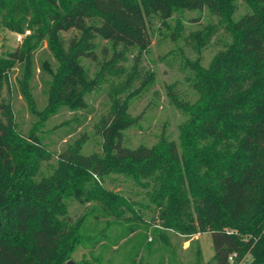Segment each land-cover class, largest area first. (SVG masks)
<instances>
[{
    "label": "trees",
    "instance_id": "obj_1",
    "mask_svg": "<svg viewBox=\"0 0 264 264\" xmlns=\"http://www.w3.org/2000/svg\"><path fill=\"white\" fill-rule=\"evenodd\" d=\"M248 1L251 11L231 22L233 41L207 68L193 66L198 96L184 105L187 118L180 141L162 136L153 146H124L122 135L129 120L124 107L115 102L111 118L100 127V152L83 154L77 141L59 154L50 175L36 179L35 171L16 157L22 137L12 113L4 108L5 122L0 121V264H56L61 247L89 239L82 220L77 225L70 221L64 199L98 203L103 216L118 214V206H129L128 202L101 183L113 174L136 182L153 181L150 198L160 209L159 221L184 233L197 227L207 231L213 264H230L228 257L234 252L236 262L248 252L252 255L249 264H264V0ZM220 3L0 0V25L23 32L24 23L15 14L26 12L31 15L26 23L33 32L30 42L71 28L80 32L67 49L59 48V73H52L46 60L41 70L53 78L48 85V109L82 110L87 107V94L97 87L96 79H88L79 63L80 56L91 51L92 37L145 50L151 42L146 14L167 19L175 8L216 9ZM93 14L101 17L100 23L87 25ZM29 41L13 54L26 63L34 60ZM28 138L33 141L28 142L31 149L44 152L37 136ZM211 140L215 144L231 140L232 145L222 152L214 149ZM159 237L169 243L164 232Z\"/></svg>",
    "mask_w": 264,
    "mask_h": 264
},
{
    "label": "rangeland",
    "instance_id": "obj_2",
    "mask_svg": "<svg viewBox=\"0 0 264 264\" xmlns=\"http://www.w3.org/2000/svg\"><path fill=\"white\" fill-rule=\"evenodd\" d=\"M250 11L248 0H221L216 9L175 8L167 19L157 13L146 14L151 42L145 50L95 35L88 43L91 51L79 58L86 77L97 83L87 94V107L82 110L65 106L48 109V85L53 78L41 70V62L46 60L52 73H59V48L67 49L80 32L71 28L58 31L55 37L30 42L33 32L26 23L31 15L15 14L16 20L24 23L23 32L31 33L18 41L15 31L0 25V121L5 122L2 114L8 108L18 136L24 138L19 140L17 159L25 160L39 179L50 175L59 154L77 141L83 154L100 152V127L111 118L115 102L124 107L129 120L122 135L124 146H153L162 136L180 141L187 118L184 105L198 96L194 64L207 68L233 41L231 22ZM100 21L101 17L93 14L86 24L98 25ZM28 41L33 45L32 63L13 56ZM30 134L39 138L44 152L30 148ZM209 143L222 152L232 145L231 140ZM101 183L123 195L129 206L121 204L118 214L103 216L98 203L82 204L73 197L65 198L70 221L77 225L82 220L89 239L61 247L56 264L69 260L76 264H213L214 250L207 231L197 227L184 233L159 221L160 209L150 198L153 181L136 182L113 174ZM161 232L168 236V244L159 237ZM251 260L247 252L238 264H249Z\"/></svg>",
    "mask_w": 264,
    "mask_h": 264
},
{
    "label": "built area",
    "instance_id": "obj_3",
    "mask_svg": "<svg viewBox=\"0 0 264 264\" xmlns=\"http://www.w3.org/2000/svg\"><path fill=\"white\" fill-rule=\"evenodd\" d=\"M29 34H30V31L27 30L25 32H16L15 35H16L17 40L21 41L24 37H26V35H29ZM228 260H229L230 264H238L239 263V261L236 262L237 261V254L235 252L231 253L229 255Z\"/></svg>",
    "mask_w": 264,
    "mask_h": 264
},
{
    "label": "water",
    "instance_id": "obj_4",
    "mask_svg": "<svg viewBox=\"0 0 264 264\" xmlns=\"http://www.w3.org/2000/svg\"><path fill=\"white\" fill-rule=\"evenodd\" d=\"M66 264H76V263L71 261V260H69V261L66 262Z\"/></svg>",
    "mask_w": 264,
    "mask_h": 264
}]
</instances>
